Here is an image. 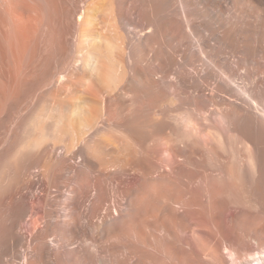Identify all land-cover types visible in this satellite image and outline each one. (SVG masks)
Listing matches in <instances>:
<instances>
[{
    "label": "bare ground",
    "instance_id": "6f19581e",
    "mask_svg": "<svg viewBox=\"0 0 264 264\" xmlns=\"http://www.w3.org/2000/svg\"><path fill=\"white\" fill-rule=\"evenodd\" d=\"M0 264H264V0H0Z\"/></svg>",
    "mask_w": 264,
    "mask_h": 264
}]
</instances>
